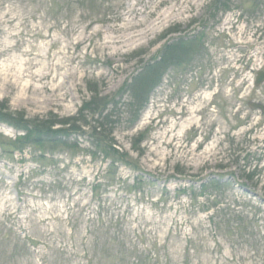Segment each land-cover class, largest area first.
Segmentation results:
<instances>
[{
    "label": "rangeland",
    "instance_id": "rangeland-1",
    "mask_svg": "<svg viewBox=\"0 0 264 264\" xmlns=\"http://www.w3.org/2000/svg\"><path fill=\"white\" fill-rule=\"evenodd\" d=\"M0 264H264V0H0Z\"/></svg>",
    "mask_w": 264,
    "mask_h": 264
},
{
    "label": "trees",
    "instance_id": "trees-1",
    "mask_svg": "<svg viewBox=\"0 0 264 264\" xmlns=\"http://www.w3.org/2000/svg\"><path fill=\"white\" fill-rule=\"evenodd\" d=\"M12 118L11 121L13 124H15L16 126H18L19 128H25L27 130V135L22 137V140H15L14 143H7V144H12L15 145L16 147L19 148H23L27 141H32L33 143H44V142H52L53 138L48 137V136H54L53 134H51L52 132H54L53 130H51L50 128H46V124L44 122H37L36 119H32V120H24V119H18L15 118V116L13 114H11V116H8L7 119ZM15 120H21L22 123L24 122V124H21V122H15ZM51 127V125H49ZM47 137V138H44ZM21 138V137H20ZM31 139V140H30ZM16 142H20V145H17Z\"/></svg>",
    "mask_w": 264,
    "mask_h": 264
},
{
    "label": "water",
    "instance_id": "water-1",
    "mask_svg": "<svg viewBox=\"0 0 264 264\" xmlns=\"http://www.w3.org/2000/svg\"><path fill=\"white\" fill-rule=\"evenodd\" d=\"M261 75H263V73H261L260 75H259V77H258V82L262 79V76Z\"/></svg>",
    "mask_w": 264,
    "mask_h": 264
}]
</instances>
